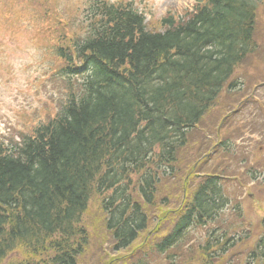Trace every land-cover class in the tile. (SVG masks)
<instances>
[{"label": "trees", "instance_id": "16d2710c", "mask_svg": "<svg viewBox=\"0 0 264 264\" xmlns=\"http://www.w3.org/2000/svg\"><path fill=\"white\" fill-rule=\"evenodd\" d=\"M194 1L150 30L130 2L88 0L82 35L55 31L50 44L62 63L53 70L68 96L31 135L9 149L0 145V261L22 248L25 259L9 264H76L88 243L83 216L93 194L102 195L113 250L131 246L147 227L143 205L156 204L178 151L192 144L202 151L201 179L185 190L177 222L154 247L159 253L180 247L191 228L223 219L230 203L225 173L203 170L213 158L205 156L210 146L190 141V132L204 140L195 129L216 103L212 118L223 115L225 99L248 81L244 73H257L248 59L264 45L254 37L263 0ZM254 228L244 263L264 264V217ZM228 229L218 236L208 229L203 251L210 259L245 240L236 236L246 231L229 237Z\"/></svg>", "mask_w": 264, "mask_h": 264}, {"label": "rangeland", "instance_id": "374dc122", "mask_svg": "<svg viewBox=\"0 0 264 264\" xmlns=\"http://www.w3.org/2000/svg\"><path fill=\"white\" fill-rule=\"evenodd\" d=\"M1 1H7L14 6L11 17L14 14L17 22V28H13L7 21L0 20V144L9 148L18 143L22 136L31 135L38 124L54 116L58 104L64 102L65 93L62 87L51 84L46 78V74L51 70L50 66L57 67L62 60L52 54L46 55V46L50 44L51 37L57 35V30L65 37L82 30L83 7L88 0ZM110 1L130 2L136 11L143 14L147 29L150 30H158L160 19L170 11L179 15L195 4L194 0ZM255 21L256 42L264 43V0L256 10ZM34 22L43 23L35 25ZM258 52L248 59L250 66L258 65L257 73L250 75L248 82L264 79V45L260 46ZM253 59L257 64L253 63ZM240 69L242 67L238 68L236 73H240ZM244 75L247 76L248 73ZM250 91L251 88H243L240 94ZM252 96L254 105H247L238 115L231 118L237 125L239 137L229 141L236 145V150L225 155L214 153L212 160L203 169L212 172L220 168L221 173H225L223 188L230 198V203L223 212V219L219 218L217 222L204 227L191 228V234L180 241V247L175 245L161 253L154 247L171 231L177 217L176 211L182 205L185 194L183 191L192 190L201 179L198 176L200 174L196 176L198 172L194 163L202 151L192 144L189 148H181L178 151L172 175L169 173L159 183L156 204L152 207L143 205L148 216L147 227L131 246L119 251L113 250L111 235L103 224L104 213L100 209L102 195L91 196L88 210L83 216L88 243L84 252L77 257L76 264H245L246 254L255 239L254 226L264 217V114L261 111V118L256 115L260 110L257 102L264 103V87L253 92ZM236 97V94L230 95L229 102L236 104L235 101L241 96L235 99ZM218 110L216 103L212 113L210 112L198 129H195L204 134L205 139L201 140L193 130L190 132V141H198L201 146L207 144V147L215 143L216 131L212 130L211 118ZM240 118L246 120L240 122ZM248 121L251 125H248ZM245 125L248 129L244 128ZM131 179L135 184L137 177L132 175ZM163 198L167 199L165 203L160 202ZM236 204L239 209L235 208ZM219 220H224V223ZM229 222L232 225L230 228L227 225ZM210 227H220L213 231L215 236L228 228L229 237L244 231L247 235L236 236L245 240L238 242L228 254L210 259L209 254L203 251L206 241L209 240ZM25 254L24 249L16 248L9 252L0 264L19 263L25 259ZM169 254L174 255L168 258ZM44 258L40 256L38 259Z\"/></svg>", "mask_w": 264, "mask_h": 264}]
</instances>
